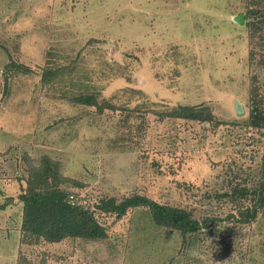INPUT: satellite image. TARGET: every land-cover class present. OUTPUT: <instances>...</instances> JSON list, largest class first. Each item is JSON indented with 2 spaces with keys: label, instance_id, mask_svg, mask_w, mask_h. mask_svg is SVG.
I'll return each mask as SVG.
<instances>
[{
  "label": "rangeland",
  "instance_id": "rangeland-1",
  "mask_svg": "<svg viewBox=\"0 0 264 264\" xmlns=\"http://www.w3.org/2000/svg\"><path fill=\"white\" fill-rule=\"evenodd\" d=\"M255 2L0 0V208L16 201L0 209V264H17L16 203L27 166L44 155L85 185L65 188L91 204L137 193L198 214L232 210L212 196L246 179L263 153L244 123L253 92L264 103V68L250 58L246 21L236 20ZM81 96L121 110L98 114L71 101ZM179 106H208L222 125L155 114ZM98 218L107 240L44 244L29 257L43 264L42 250L44 264H264V212L187 243L156 227L147 209Z\"/></svg>",
  "mask_w": 264,
  "mask_h": 264
},
{
  "label": "trees",
  "instance_id": "trees-1",
  "mask_svg": "<svg viewBox=\"0 0 264 264\" xmlns=\"http://www.w3.org/2000/svg\"><path fill=\"white\" fill-rule=\"evenodd\" d=\"M255 1L253 7H247L244 20L250 35V58L252 61L257 59L258 64L264 68V0ZM7 68L26 69L15 63L7 65ZM71 101L96 107L98 114H103L108 109L121 110L110 104H100L94 96H81ZM155 114L160 115L161 121L182 120L209 124L216 128L222 125L208 106H179L170 111H159ZM131 117L129 113L128 118ZM244 127L248 131L257 132L262 138L263 153L258 166L254 169L248 168L250 172L246 179L241 178L237 180L238 182L232 180L228 190L212 196L217 201H223L225 205H232V210L227 212L226 216L217 215L215 212L198 214L187 206L161 204L146 195L137 193L120 200L100 198L91 204L92 199L89 196L82 199L78 194L69 192L65 188L68 185L84 188L85 185L76 179L64 176L60 162L44 155L39 165L27 166V185L22 187L17 199L22 205L17 264H35L28 252L42 248L44 244H61L68 240L105 241L108 238V232L98 217L105 215L122 219L130 210L137 208L147 209L156 227L177 232L184 243L206 232L219 230L226 222H233L236 227L256 222L260 214L264 212V103L255 92L251 96L249 117ZM251 160L255 159L251 157ZM72 196L77 198L74 205L70 200ZM207 199H210V196ZM11 201L13 200L9 197L0 209H6ZM38 254L43 257V264L46 263L49 254L45 251L42 253V250Z\"/></svg>",
  "mask_w": 264,
  "mask_h": 264
},
{
  "label": "water",
  "instance_id": "water-1",
  "mask_svg": "<svg viewBox=\"0 0 264 264\" xmlns=\"http://www.w3.org/2000/svg\"><path fill=\"white\" fill-rule=\"evenodd\" d=\"M236 20L239 22V23H242L244 21V16H240L238 18H236Z\"/></svg>",
  "mask_w": 264,
  "mask_h": 264
},
{
  "label": "built area",
  "instance_id": "built-area-1",
  "mask_svg": "<svg viewBox=\"0 0 264 264\" xmlns=\"http://www.w3.org/2000/svg\"><path fill=\"white\" fill-rule=\"evenodd\" d=\"M71 203H72V205H74L76 202H77V198H75V197H71Z\"/></svg>",
  "mask_w": 264,
  "mask_h": 264
},
{
  "label": "crops",
  "instance_id": "crops-1",
  "mask_svg": "<svg viewBox=\"0 0 264 264\" xmlns=\"http://www.w3.org/2000/svg\"><path fill=\"white\" fill-rule=\"evenodd\" d=\"M19 202H17L16 204H18ZM20 204V203H19ZM20 227V226H19ZM19 227H18V231H19Z\"/></svg>",
  "mask_w": 264,
  "mask_h": 264
}]
</instances>
